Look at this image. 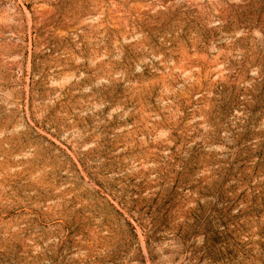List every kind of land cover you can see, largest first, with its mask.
Returning <instances> with one entry per match:
<instances>
[{
  "label": "rangeland",
  "instance_id": "374dc122",
  "mask_svg": "<svg viewBox=\"0 0 264 264\" xmlns=\"http://www.w3.org/2000/svg\"><path fill=\"white\" fill-rule=\"evenodd\" d=\"M0 264H264V0H0Z\"/></svg>",
  "mask_w": 264,
  "mask_h": 264
}]
</instances>
